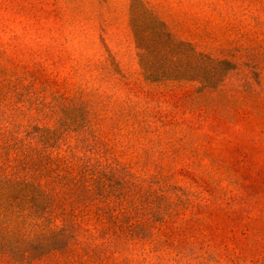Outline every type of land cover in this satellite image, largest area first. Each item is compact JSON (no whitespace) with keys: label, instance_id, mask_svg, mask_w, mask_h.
<instances>
[{"label":"rangeland","instance_id":"rangeland-1","mask_svg":"<svg viewBox=\"0 0 264 264\" xmlns=\"http://www.w3.org/2000/svg\"><path fill=\"white\" fill-rule=\"evenodd\" d=\"M146 1L216 85L146 75L132 0H0V175H72L67 246L0 264H264V0Z\"/></svg>","mask_w":264,"mask_h":264},{"label":"trees","instance_id":"trees-1","mask_svg":"<svg viewBox=\"0 0 264 264\" xmlns=\"http://www.w3.org/2000/svg\"><path fill=\"white\" fill-rule=\"evenodd\" d=\"M132 23L148 77L193 79L203 86H214L221 80L212 72L217 60L191 42L174 37L146 0H132ZM50 139L44 136L42 141L47 144ZM53 158L47 145L35 159L25 154L20 162H11L10 177L0 175V247L14 258L40 257L70 241L66 228L52 226L50 212L57 201L62 203L59 193L68 195L71 191L72 175ZM44 176L50 180L44 182ZM263 240L259 241L264 247ZM259 258L264 261V254L259 253L255 260Z\"/></svg>","mask_w":264,"mask_h":264}]
</instances>
